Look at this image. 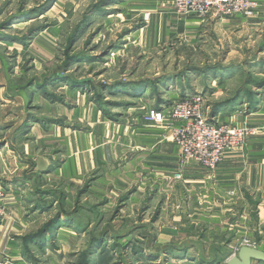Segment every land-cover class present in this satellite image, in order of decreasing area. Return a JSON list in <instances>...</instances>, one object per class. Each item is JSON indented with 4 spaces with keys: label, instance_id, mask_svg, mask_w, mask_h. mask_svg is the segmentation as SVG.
Listing matches in <instances>:
<instances>
[{
    "label": "rangeland",
    "instance_id": "374dc122",
    "mask_svg": "<svg viewBox=\"0 0 264 264\" xmlns=\"http://www.w3.org/2000/svg\"><path fill=\"white\" fill-rule=\"evenodd\" d=\"M172 7V0H0V33L4 34L0 67L7 73L9 91L20 90L18 97L7 93L0 100H9L14 106L24 104L31 138L39 128L52 131L50 137L56 140L45 142L46 147L51 143L67 147L70 127H75L78 135H90L96 146L113 145L115 163H124L134 155L138 124L145 119L154 121L147 114L159 101L169 107L183 97L201 96L210 114L214 104L223 106L233 97L249 93L250 103H243L237 113L243 118L256 112L264 92H253L252 85L260 83L256 77L264 69L255 62L245 67L237 64L250 58V51L245 54L240 47L245 33H230V17L222 23L219 17L194 15L201 20L192 22L193 28L182 29L170 13ZM238 23L240 27V18ZM221 27L226 30L219 33ZM257 35L253 37L254 56L261 38L256 39ZM224 58L233 62L228 67L234 65L235 70L219 71ZM231 73L237 75L226 80ZM28 92L31 99L27 103ZM3 108L0 106V116L5 113ZM34 123L37 130L32 129ZM260 135L264 136V131ZM165 139L174 143L168 133ZM137 166L130 165L129 171L123 169L118 174L110 170L113 176L96 183L95 178L103 175L107 166L86 172L77 185L65 173L49 180L46 190L54 195L46 199L48 213L34 221L25 237L23 258L13 261L5 255L0 264H227L242 245L262 243L244 238L231 247L206 232L207 227L187 225L189 219L181 215L177 200L164 193L166 179L143 174L144 167L133 170ZM176 173L167 175L172 184L183 181ZM135 187L137 192L130 200ZM155 188L160 191L157 197L150 193ZM0 190L6 197L3 185ZM151 197L154 201L150 202ZM50 203L55 210L48 207ZM151 204L152 210L145 208ZM156 212L161 218L157 226H150ZM58 214L60 222L40 234ZM167 229L177 230L181 236L191 231L203 239H174L169 242L172 246L163 250L149 234L160 236L167 234Z\"/></svg>",
    "mask_w": 264,
    "mask_h": 264
},
{
    "label": "crops",
    "instance_id": "0c3cea01",
    "mask_svg": "<svg viewBox=\"0 0 264 264\" xmlns=\"http://www.w3.org/2000/svg\"><path fill=\"white\" fill-rule=\"evenodd\" d=\"M163 1L171 0H154L156 3ZM257 1L259 7L253 18H245L246 21H244L242 15H237L226 20L230 23L228 27L232 30H229L231 34L235 33L237 36L239 32L245 33L244 46L240 47L245 49V54L250 51V58L245 57L237 64H245L242 65L245 67L251 62H255L264 69V0ZM170 13L176 16L177 23L181 24V28L185 30L193 28L192 22L201 20L194 15H178L173 10ZM224 18L220 19L222 23L226 21ZM239 18L242 21L240 27ZM260 21L263 24L257 23ZM223 30L226 28L221 27L219 33H222ZM255 33H258L256 39L261 37L260 40H262L258 41L257 55L254 56L251 51L255 48L256 41L253 38ZM3 37L4 34L0 33V39ZM227 61L224 58L219 63L220 72L235 70L232 69L234 65L228 67V64H233V62L227 63ZM236 75L231 73L226 80L235 78ZM256 80L260 83L252 85L253 90H251L255 93L264 92V72L257 76ZM248 86L251 85L248 84ZM7 93L18 97L20 90L17 88L9 91L7 73L0 67V96H6ZM248 95L249 93L235 96L223 106L214 104L210 112L211 117L220 123L242 125L248 121L251 124L264 127V96L255 109L256 112L246 114L243 118L237 113L243 103L244 105L250 103ZM22 96L24 95L22 94ZM30 99L31 94L28 92L27 103ZM12 100L18 102L17 99ZM8 102L10 101L0 100V106L5 107L2 111H5L4 115L0 116V133H2L0 134V185L5 187L7 193L4 200L6 215L0 231L1 258H4L5 255L13 261H20L23 258L22 255L27 249L23 243L25 237L30 233L34 221L48 213L44 207L48 205L46 199L54 195L51 190L49 193L46 190L49 189L47 188L49 180L54 181L65 173L71 181L75 182L74 185H77L76 181L79 180V177L80 179L85 178L86 172L100 166L102 168L107 166V168L103 175L99 174L95 178L93 183L107 181V178L113 176L112 173L118 174L123 169L127 172L129 170L126 168L130 165H138V168H133L137 171L139 166L142 169L144 167L142 173L150 177L166 179L164 180L167 184L164 193L167 198L170 196L172 201L177 200L178 204H175L177 208L181 207V215L183 214L185 219H189L185 223L191 227L195 225L207 227L209 231L206 232H209L210 235L214 234L218 240L227 241L232 245L231 247L237 246L244 238L264 242V136L250 139L241 150L229 152L215 171H209L196 164L179 168L181 166L180 149L175 142L165 139V134L168 133L167 129L162 124L158 125L153 120L145 119L141 120L137 127L139 131L135 139L134 155L124 163L119 160L115 163L116 148L113 145L106 143L105 146H101L97 143L96 146L93 141L90 142V135H78L79 128L75 127H70L72 132L68 134L67 147L60 148L53 143L46 147L45 142L56 140L50 137L53 135L50 134L52 131L46 133L41 132L40 128L37 130V123L42 121L35 120L37 123H34L32 129L38 132L37 136L31 138L28 133L31 126L29 127L26 122V116H29V113L24 110V104L14 106ZM163 107L165 106L159 101L156 103L155 109L161 110ZM51 124L53 125V123ZM106 126L114 127L110 124H106ZM19 128L21 129L19 130ZM81 132L83 131L79 133ZM120 148L122 147L120 146ZM120 151L121 149H119ZM111 166L114 168L108 170V167ZM181 169H183V181L172 184L171 178L169 179L167 175ZM110 170H113L112 173H109ZM130 174H133L132 171ZM91 185L88 187L91 188ZM135 188V191H132L128 197L130 200L133 199L131 196L133 194L135 196L137 192V187ZM59 189L60 187L58 191ZM150 193L151 196L157 197L160 191L155 188L154 192ZM151 201H154L152 197ZM49 205L48 207L51 208V203ZM147 207H151L152 210L153 204L147 205L145 208ZM55 209L56 206L51 208V210ZM181 215L178 217L179 219H181ZM188 215L192 218H189ZM158 218V212L154 213L150 218V226H157ZM180 225L183 226V224ZM167 231V234H160V236H155L152 232L149 234L150 240L158 241L163 250L172 246L169 244L175 241L174 239L186 241L192 239L201 241L203 239L201 236H194L190 233L191 231H187L183 236L177 230L167 229ZM169 233H175L174 235L178 236H171ZM200 253L201 250L198 249L196 254L199 256Z\"/></svg>",
    "mask_w": 264,
    "mask_h": 264
},
{
    "label": "built area",
    "instance_id": "2783aa9c",
    "mask_svg": "<svg viewBox=\"0 0 264 264\" xmlns=\"http://www.w3.org/2000/svg\"><path fill=\"white\" fill-rule=\"evenodd\" d=\"M258 7L257 0H173L172 8L178 15L251 18ZM148 115L163 124L179 147L181 167L196 164L209 171L217 170L229 152L241 150L251 138H258L264 131V127L249 122L233 125L214 120L205 109L201 96L183 97L169 107L152 109ZM175 177L182 179V169ZM4 197L5 192L0 190V230L6 215L2 203Z\"/></svg>",
    "mask_w": 264,
    "mask_h": 264
},
{
    "label": "water",
    "instance_id": "95a60500",
    "mask_svg": "<svg viewBox=\"0 0 264 264\" xmlns=\"http://www.w3.org/2000/svg\"><path fill=\"white\" fill-rule=\"evenodd\" d=\"M227 264H264V242L256 246L242 245Z\"/></svg>",
    "mask_w": 264,
    "mask_h": 264
},
{
    "label": "trees",
    "instance_id": "16d2710c",
    "mask_svg": "<svg viewBox=\"0 0 264 264\" xmlns=\"http://www.w3.org/2000/svg\"><path fill=\"white\" fill-rule=\"evenodd\" d=\"M61 218H60V214L56 215L55 218L53 220H51V222L47 223L43 229L41 230L40 234H45L46 232H49L50 229L53 227V223L57 224L58 222H60ZM33 237H36L35 235H33Z\"/></svg>",
    "mask_w": 264,
    "mask_h": 264
},
{
    "label": "bare ground",
    "instance_id": "6f19581e",
    "mask_svg": "<svg viewBox=\"0 0 264 264\" xmlns=\"http://www.w3.org/2000/svg\"><path fill=\"white\" fill-rule=\"evenodd\" d=\"M192 96V95H191ZM193 96H195V95H193Z\"/></svg>",
    "mask_w": 264,
    "mask_h": 264
}]
</instances>
